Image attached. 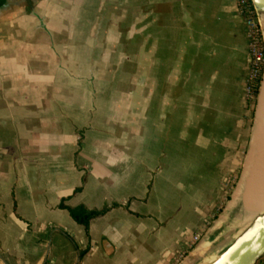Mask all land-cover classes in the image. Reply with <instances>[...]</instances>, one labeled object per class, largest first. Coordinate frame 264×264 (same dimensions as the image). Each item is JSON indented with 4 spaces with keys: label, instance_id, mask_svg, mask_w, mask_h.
<instances>
[{
    "label": "crops",
    "instance_id": "crops-1",
    "mask_svg": "<svg viewBox=\"0 0 264 264\" xmlns=\"http://www.w3.org/2000/svg\"><path fill=\"white\" fill-rule=\"evenodd\" d=\"M248 68L235 0H0V264L209 262L236 235L234 200L213 215Z\"/></svg>",
    "mask_w": 264,
    "mask_h": 264
},
{
    "label": "rangeland",
    "instance_id": "rangeland-1",
    "mask_svg": "<svg viewBox=\"0 0 264 264\" xmlns=\"http://www.w3.org/2000/svg\"><path fill=\"white\" fill-rule=\"evenodd\" d=\"M114 11L116 12V8L113 4L111 6V13ZM109 21L112 24L114 21H116V19H110ZM139 48L141 50L140 52H139ZM125 53H126L127 58H130L132 60L135 57V55H137L136 57H140V59L142 60V62H141L142 63L141 75L144 76V75L148 74L149 46H141L140 47V46H133V44L128 43L127 46H125ZM110 58L115 60V58H117L116 54L115 53L111 54ZM132 64H133V62H132ZM136 70L138 71L139 67H137ZM133 72H134L133 65L130 67H127L125 70V74L127 77L133 75ZM143 79H144V77H143ZM130 84L131 83H129V82L124 84V86L127 90L132 89V84H131V86H130ZM258 99L260 100L259 95H258V98L256 99V101L254 102L253 106L248 107L249 113H248V120L246 122H247V129L251 133V136L249 137L248 144L245 147V149L242 150L243 152L241 153V157L239 158L238 167L236 168L235 172L232 174L233 175L232 178L224 180V182H223V192H222L223 197H222L221 203L219 204L220 207H218V209L214 212V215H213V218L215 216L217 217L221 213L222 209L224 208L225 202L228 200H232V201L234 200L235 212L237 214V220L234 221V225H236V226L232 232L236 233V234L244 226H246L250 222V220L253 218V216L255 214H257L258 212H260L263 209V208L259 209V206H260L259 204H260L262 198L264 197V184H263L264 183V179H263L264 177H261V179H263V180H259V182L257 181L258 185L256 187L253 186V187H248V188L244 189V191L242 193L243 195L241 194V197L236 198L239 191L241 190V181H242V177L246 171V165H247V162L249 159L252 140H253L254 132L256 129L257 116H258V112H259ZM245 133H246V135L244 137H245V139H247L248 138V136H247L248 131H245ZM263 144H264V139H263ZM263 147H264V145H263ZM247 156H248V158H247ZM246 159H247V161H246ZM262 160H264V159H262ZM262 160L260 161V164H259V167H260L259 171H261V173L259 172L258 176L259 175L264 176V161H262ZM245 162H246V164H245ZM244 165H245V168H244ZM256 180H258V177H256ZM246 212H249V213L253 212V214L248 219H245L244 213H246Z\"/></svg>",
    "mask_w": 264,
    "mask_h": 264
},
{
    "label": "built area",
    "instance_id": "built-area-1",
    "mask_svg": "<svg viewBox=\"0 0 264 264\" xmlns=\"http://www.w3.org/2000/svg\"><path fill=\"white\" fill-rule=\"evenodd\" d=\"M237 11L246 26L248 38L249 68L245 77L244 89L247 105L253 106L258 98L264 78V36L262 27L252 0H235ZM202 239L201 233H195L190 240L189 249L194 248Z\"/></svg>",
    "mask_w": 264,
    "mask_h": 264
},
{
    "label": "water",
    "instance_id": "water-1",
    "mask_svg": "<svg viewBox=\"0 0 264 264\" xmlns=\"http://www.w3.org/2000/svg\"><path fill=\"white\" fill-rule=\"evenodd\" d=\"M264 36V0H252ZM264 256V208L255 214L231 242L204 264H256Z\"/></svg>",
    "mask_w": 264,
    "mask_h": 264
},
{
    "label": "bare ground",
    "instance_id": "bare-ground-1",
    "mask_svg": "<svg viewBox=\"0 0 264 264\" xmlns=\"http://www.w3.org/2000/svg\"><path fill=\"white\" fill-rule=\"evenodd\" d=\"M260 95H261L259 96L260 100L258 101L259 112L257 116L256 129H255L253 140H252L250 155H249V159L246 165V171L242 177L241 190L239 191L236 198L241 197V194L243 193L244 189L248 187H253V186L256 187L258 185L257 181L259 182V180L264 179V178L261 179V177H264V176H261V175H259L260 177L258 176V173L259 172L261 173V171H259L260 161L264 159V147H263L264 145L263 144V139H264L263 137L264 136V81H263ZM256 177H258V180H256ZM259 205H260L259 209L264 208V197L262 198ZM252 214L253 212L249 215V217Z\"/></svg>",
    "mask_w": 264,
    "mask_h": 264
},
{
    "label": "trees",
    "instance_id": "trees-1",
    "mask_svg": "<svg viewBox=\"0 0 264 264\" xmlns=\"http://www.w3.org/2000/svg\"><path fill=\"white\" fill-rule=\"evenodd\" d=\"M105 210H87L86 208L80 206L76 208H70V213L72 217L79 223L83 224L86 228L89 227L91 219L104 213ZM256 264H264V256L258 260Z\"/></svg>",
    "mask_w": 264,
    "mask_h": 264
}]
</instances>
